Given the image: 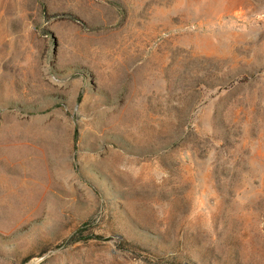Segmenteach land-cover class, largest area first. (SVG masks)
I'll return each instance as SVG.
<instances>
[{
	"label": "rangeland",
	"instance_id": "rangeland-1",
	"mask_svg": "<svg viewBox=\"0 0 264 264\" xmlns=\"http://www.w3.org/2000/svg\"><path fill=\"white\" fill-rule=\"evenodd\" d=\"M0 264H264V0H0Z\"/></svg>",
	"mask_w": 264,
	"mask_h": 264
}]
</instances>
